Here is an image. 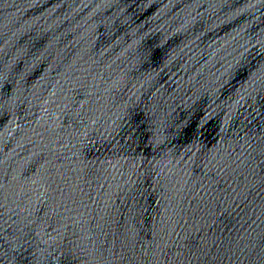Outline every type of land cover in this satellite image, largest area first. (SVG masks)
<instances>
[{
  "label": "water",
  "instance_id": "obj_1",
  "mask_svg": "<svg viewBox=\"0 0 264 264\" xmlns=\"http://www.w3.org/2000/svg\"><path fill=\"white\" fill-rule=\"evenodd\" d=\"M0 264H264V0H0Z\"/></svg>",
  "mask_w": 264,
  "mask_h": 264
}]
</instances>
